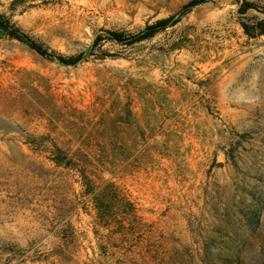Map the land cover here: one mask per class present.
I'll use <instances>...</instances> for the list:
<instances>
[{
	"label": "rangeland",
	"instance_id": "rangeland-1",
	"mask_svg": "<svg viewBox=\"0 0 264 264\" xmlns=\"http://www.w3.org/2000/svg\"><path fill=\"white\" fill-rule=\"evenodd\" d=\"M191 1L0 0L83 57L0 35V264H264V0Z\"/></svg>",
	"mask_w": 264,
	"mask_h": 264
},
{
	"label": "trees",
	"instance_id": "trees-1",
	"mask_svg": "<svg viewBox=\"0 0 264 264\" xmlns=\"http://www.w3.org/2000/svg\"><path fill=\"white\" fill-rule=\"evenodd\" d=\"M207 0H192L191 2H189L183 9L182 13L187 12L189 10H191L192 8L201 5L203 3H205ZM250 8H254V5L252 3L249 2H245L243 3V5L241 6V12L242 13H246ZM181 13V14H182ZM178 21V18H168L165 20H161L158 23H156L154 26L150 27L149 29H147V31H145L142 34L136 35L134 37H132L129 40H125L124 39V35L120 32H110L108 33V39L118 42V43H126V44H135L144 40H147L151 37H153L160 29L167 27L169 24H174ZM259 29H260V35H264V24H260L259 23ZM245 31L247 32V34H250V29L247 25H245ZM7 35L12 39H16L20 42H24L26 44H28V46L33 49L35 52H37L40 56H42L43 58L49 59V60H57L58 62H60L61 64L64 65H71V66H75L77 64L80 63V61L82 60V55H77V56H71V57H63V56H55L51 53H49L47 50L43 49L41 46L37 45L36 43L30 41L28 39V37L26 35H24L23 33H21L16 27L11 26L9 22H6L4 20H2V18L0 17V35ZM103 39L102 36H99L96 39V42H99ZM54 162L58 165V166H73L75 163L72 159H68L64 153L62 151H59V153L56 155ZM85 180L87 181V193L88 194H93L95 195V205L96 208L98 209L101 218H103L104 216H102L103 212L105 211H110L111 207L113 206V204L115 203V200L113 199V197L110 200H107L106 197V193L105 191H101L99 193H96V189L93 187V184L91 182L90 179H88L87 177H85ZM111 188H114V194L117 195L116 193V188L114 185H110ZM116 198V196H115ZM131 204V203H129ZM106 218V217H105Z\"/></svg>",
	"mask_w": 264,
	"mask_h": 264
}]
</instances>
